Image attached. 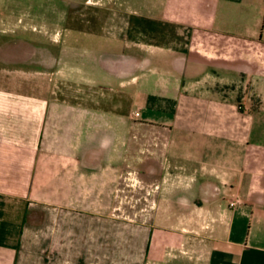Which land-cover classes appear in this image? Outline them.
Instances as JSON below:
<instances>
[{
  "label": "crops",
  "instance_id": "1",
  "mask_svg": "<svg viewBox=\"0 0 264 264\" xmlns=\"http://www.w3.org/2000/svg\"><path fill=\"white\" fill-rule=\"evenodd\" d=\"M124 3L53 91L0 55V264H179V229L195 264H264V0Z\"/></svg>",
  "mask_w": 264,
  "mask_h": 264
},
{
  "label": "rangeland",
  "instance_id": "2",
  "mask_svg": "<svg viewBox=\"0 0 264 264\" xmlns=\"http://www.w3.org/2000/svg\"><path fill=\"white\" fill-rule=\"evenodd\" d=\"M124 2L125 0H28L27 2L26 0H0V16H11L9 22H2L0 25V44L3 45L0 55L11 58L13 61H26L27 59L34 62L33 68L23 63L19 64L21 68H18L17 72L14 71L15 65H13L12 70H3V73L18 78L33 76L35 84L31 81L24 85L28 90L46 85L50 91H53L59 83L69 84L55 74L58 65L70 64L72 66L100 59L101 54L98 57V54L92 52L110 46V43L100 38H88L84 34L76 38L74 30L108 27L120 33L123 27L128 26V16L133 15L129 11L131 7ZM150 2L151 0H142L144 5ZM140 10L146 12L141 8ZM140 13L144 14L141 11ZM3 28L16 31L4 33ZM74 43L83 48L81 53L70 50L64 52V45ZM105 58L108 59L107 55ZM43 63L47 65L42 66ZM125 216L138 219L139 214L128 213ZM179 216L182 219L185 218L184 214ZM130 223L135 222L130 221ZM179 226L184 228L185 224ZM131 229L135 234L138 231L136 226ZM178 231L180 233H175L176 238L168 240L165 250H178L182 255L179 264H195L194 253L190 252L189 245L182 243L183 240L185 241L182 229ZM164 237L163 235L162 240ZM191 249L193 251L197 248L194 246ZM165 250L163 254L166 257L169 253L166 255ZM161 262L171 264L166 260ZM114 264H127V262L118 261ZM129 264H138V262Z\"/></svg>",
  "mask_w": 264,
  "mask_h": 264
},
{
  "label": "built area",
  "instance_id": "3",
  "mask_svg": "<svg viewBox=\"0 0 264 264\" xmlns=\"http://www.w3.org/2000/svg\"><path fill=\"white\" fill-rule=\"evenodd\" d=\"M137 115H140V113L138 112ZM234 204H235V203H233V205H234Z\"/></svg>",
  "mask_w": 264,
  "mask_h": 264
}]
</instances>
